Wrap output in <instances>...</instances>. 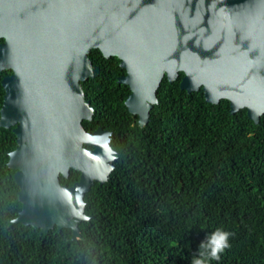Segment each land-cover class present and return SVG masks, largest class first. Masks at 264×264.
Listing matches in <instances>:
<instances>
[{"label":"water","instance_id":"1","mask_svg":"<svg viewBox=\"0 0 264 264\" xmlns=\"http://www.w3.org/2000/svg\"><path fill=\"white\" fill-rule=\"evenodd\" d=\"M0 127L13 128L9 153L21 211L14 223L80 237L87 191L114 170L112 133L88 132L94 109L82 83L100 73L89 57H117L129 85L126 105L142 127L165 76L207 101L229 100L230 114L264 115V0H0ZM73 185L63 183L72 169Z\"/></svg>","mask_w":264,"mask_h":264},{"label":"trees","instance_id":"2","mask_svg":"<svg viewBox=\"0 0 264 264\" xmlns=\"http://www.w3.org/2000/svg\"><path fill=\"white\" fill-rule=\"evenodd\" d=\"M0 39V44L3 42ZM100 68L82 83L94 109L88 132L112 133L114 170L87 191L80 237L71 229L47 234L14 223L21 211L9 153L13 128L0 127V264H192L201 241L217 229L230 233L219 260L206 264H264V115L257 124L229 100H206L201 88L182 89L164 77L145 127L129 112L131 87L117 57L89 54ZM0 71V118L5 96ZM81 172L62 176L73 185Z\"/></svg>","mask_w":264,"mask_h":264},{"label":"clouds","instance_id":"3","mask_svg":"<svg viewBox=\"0 0 264 264\" xmlns=\"http://www.w3.org/2000/svg\"><path fill=\"white\" fill-rule=\"evenodd\" d=\"M229 235L230 233L217 229L215 232L207 236L206 241H201L200 246L197 250L199 253V257L194 256L192 259V264H206V261L204 259V249L209 250L208 256L211 259L219 260L220 253L229 246Z\"/></svg>","mask_w":264,"mask_h":264},{"label":"flooded vegetation","instance_id":"4","mask_svg":"<svg viewBox=\"0 0 264 264\" xmlns=\"http://www.w3.org/2000/svg\"><path fill=\"white\" fill-rule=\"evenodd\" d=\"M247 4V0H229V7L244 8Z\"/></svg>","mask_w":264,"mask_h":264}]
</instances>
